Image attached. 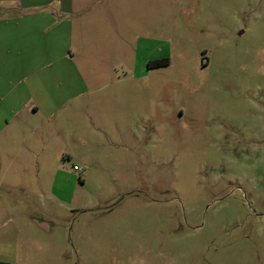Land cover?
I'll return each instance as SVG.
<instances>
[{
	"label": "rangeland",
	"instance_id": "1",
	"mask_svg": "<svg viewBox=\"0 0 264 264\" xmlns=\"http://www.w3.org/2000/svg\"><path fill=\"white\" fill-rule=\"evenodd\" d=\"M73 2L88 92L1 144L0 261L264 264V0Z\"/></svg>",
	"mask_w": 264,
	"mask_h": 264
},
{
	"label": "crops",
	"instance_id": "2",
	"mask_svg": "<svg viewBox=\"0 0 264 264\" xmlns=\"http://www.w3.org/2000/svg\"><path fill=\"white\" fill-rule=\"evenodd\" d=\"M73 13V0H0V146L17 133L24 141L36 117L60 126L86 96Z\"/></svg>",
	"mask_w": 264,
	"mask_h": 264
},
{
	"label": "trees",
	"instance_id": "3",
	"mask_svg": "<svg viewBox=\"0 0 264 264\" xmlns=\"http://www.w3.org/2000/svg\"><path fill=\"white\" fill-rule=\"evenodd\" d=\"M167 62H168L167 58H162V59L150 60L147 62V65L149 67L161 66V65H166ZM0 264H11V263L0 261Z\"/></svg>",
	"mask_w": 264,
	"mask_h": 264
},
{
	"label": "built area",
	"instance_id": "4",
	"mask_svg": "<svg viewBox=\"0 0 264 264\" xmlns=\"http://www.w3.org/2000/svg\"><path fill=\"white\" fill-rule=\"evenodd\" d=\"M73 168H74L75 170H77V169H78V167H77V166H74Z\"/></svg>",
	"mask_w": 264,
	"mask_h": 264
}]
</instances>
